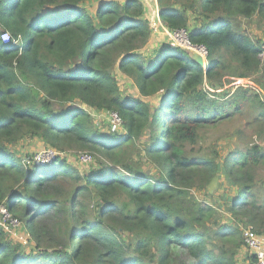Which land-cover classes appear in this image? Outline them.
<instances>
[{
  "label": "trees",
  "instance_id": "16d2710c",
  "mask_svg": "<svg viewBox=\"0 0 264 264\" xmlns=\"http://www.w3.org/2000/svg\"><path fill=\"white\" fill-rule=\"evenodd\" d=\"M89 1L0 0V205L32 243L25 252L0 228V264H241L243 231L264 238V41L235 21L264 22V0L155 1L165 29L206 50L204 67L181 48L145 49L141 0L98 2L94 14ZM114 70L138 98L122 94ZM224 77L256 88L203 90ZM246 108L257 142L220 163L188 150ZM92 110L116 113L122 129L101 132ZM26 137L100 160L85 174L61 156L35 165L8 147ZM144 137L147 172L130 152ZM217 180L215 205L195 198Z\"/></svg>",
  "mask_w": 264,
  "mask_h": 264
},
{
  "label": "rangeland",
  "instance_id": "374dc122",
  "mask_svg": "<svg viewBox=\"0 0 264 264\" xmlns=\"http://www.w3.org/2000/svg\"><path fill=\"white\" fill-rule=\"evenodd\" d=\"M107 1V0H97V1H89L85 4V8L90 12L91 14H94L98 10V2ZM145 7V16L150 22V29H151V40L149 44L145 47V49L151 50L159 47L160 45H168L169 44V36H167L166 32L164 31V28L157 18V9L156 8V0H141ZM235 25L237 26L236 30L239 32L246 34L248 37L253 39H259L261 41H264V22L259 19L257 15L250 19H242L239 18L235 21ZM175 48V47H174ZM178 48V47H176ZM180 48V47H179ZM183 50H186L182 48ZM144 50V49H143ZM148 51V52H149ZM189 53V56L196 60L201 57L200 53L193 52L186 50ZM151 54V53H149ZM147 54V55H149ZM207 61V59H206ZM262 64L264 65V53L261 56ZM114 74L117 78L119 88L124 95H130L134 98H138L137 90L133 84V82L128 79L126 76L120 74L118 71L114 70ZM242 80L247 81L249 84H251L250 87L256 88L255 84L253 83V78L251 79H236L232 77H224L223 81L221 82V88H212L209 86V84L205 83L203 86V90L206 92H209L210 95L218 94L221 95L223 93H226L228 91H233V88L236 87L235 82ZM146 102H150L151 104L156 103L155 99H144ZM106 112H95L94 110L91 111L92 118L94 120V124L96 125V128L100 130L103 133H111L112 131H119L122 129V127L114 128L108 122L106 121ZM253 112L250 110V108H246L244 112L240 115L234 116L232 119L223 122L216 127H210L207 129H203L199 132V139L197 141V144L193 147H188V150L191 151V153L195 154H208L215 158L217 162H221L222 159L228 152L237 147H244L246 145H249L252 142H257L255 134H254V128H252V121H253ZM122 132V130H121ZM142 145L146 144V137L142 138L140 142L137 143V149L130 148V152L132 153V159L135 166L142 167V171H148L146 160L144 157H139ZM8 147L17 154V156L21 159H28L30 156H35L36 154H42L46 150H50L53 152V150L49 149L41 140L38 139H32V138H24L22 140H19L15 143L9 144ZM81 153L85 152H70L67 154H62V158H66L70 164L76 167V169L81 173L85 174L88 170H90L93 167H96V165L99 163V156L93 155L88 152L87 154L90 155L91 161L87 164H83L80 162V155ZM29 156V157H28ZM46 156H41V161H46ZM98 159V162L96 161ZM221 180H217L213 182L211 185L208 186V188L205 191L202 192H192L199 200L203 203L208 204H216V198L221 193L220 189V183ZM11 215V214H10ZM12 216V215H11ZM13 217V216H12ZM215 219L218 221V223L225 222L226 215L221 213V211L218 213V215L215 217ZM227 221H230L229 219ZM219 225V224H218ZM0 228L5 232V234L8 236V239L12 241L14 245H20L21 248L25 252H29L32 249V243L29 240V235L26 232V229L22 224L18 222L17 226H9L8 224L4 223L2 219L0 218ZM245 256V255H244ZM243 256V257H244ZM241 257L240 262L241 264H244L245 258ZM243 260V262H242Z\"/></svg>",
  "mask_w": 264,
  "mask_h": 264
},
{
  "label": "built area",
  "instance_id": "2783aa9c",
  "mask_svg": "<svg viewBox=\"0 0 264 264\" xmlns=\"http://www.w3.org/2000/svg\"><path fill=\"white\" fill-rule=\"evenodd\" d=\"M110 1V0H107ZM164 28V27H163ZM167 36H169V46L171 47H180L181 49L184 48L189 51L197 52L201 54L202 60L207 63V52L203 47H195L191 45L187 38V33L184 30H178L176 32H169L167 29L164 28ZM1 40L3 42H7L9 40V34L7 32H3L1 34ZM236 86H251L247 81L239 80L235 82ZM106 121L108 124L113 126L114 128L122 127L121 118L114 112L106 114ZM46 156V161H41V156ZM61 156L57 152L53 150H46L42 154H36L34 157L32 156L30 163L35 165H46L51 163V161L57 157ZM91 161V157L89 154L81 153L80 155V162L83 164H87ZM27 163H29L27 161ZM0 218L2 221L9 226H17L18 221L13 218L10 213L6 210L3 205H0ZM243 242L244 248L248 251V257H252L250 260L244 262V264H264V238L257 237L250 232L243 231ZM254 258V259H253Z\"/></svg>",
  "mask_w": 264,
  "mask_h": 264
},
{
  "label": "crops",
  "instance_id": "0c3cea01",
  "mask_svg": "<svg viewBox=\"0 0 264 264\" xmlns=\"http://www.w3.org/2000/svg\"><path fill=\"white\" fill-rule=\"evenodd\" d=\"M239 256H240V258L243 256H244L243 258L248 257V251L246 250V248H244V247L242 248L241 252L239 253Z\"/></svg>",
  "mask_w": 264,
  "mask_h": 264
},
{
  "label": "water",
  "instance_id": "95a60500",
  "mask_svg": "<svg viewBox=\"0 0 264 264\" xmlns=\"http://www.w3.org/2000/svg\"><path fill=\"white\" fill-rule=\"evenodd\" d=\"M195 61H196V63H197L199 66H201V67H204V66L206 65V63L202 60L201 57L198 58V59H196Z\"/></svg>",
  "mask_w": 264,
  "mask_h": 264
},
{
  "label": "clouds",
  "instance_id": "9594fccd",
  "mask_svg": "<svg viewBox=\"0 0 264 264\" xmlns=\"http://www.w3.org/2000/svg\"><path fill=\"white\" fill-rule=\"evenodd\" d=\"M10 37V36H9Z\"/></svg>",
  "mask_w": 264,
  "mask_h": 264
}]
</instances>
